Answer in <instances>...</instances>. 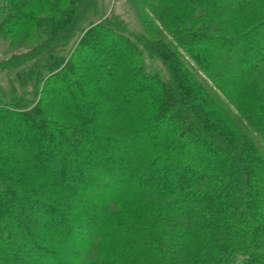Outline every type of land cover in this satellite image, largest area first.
<instances>
[{"label":"trees","instance_id":"obj_1","mask_svg":"<svg viewBox=\"0 0 264 264\" xmlns=\"http://www.w3.org/2000/svg\"><path fill=\"white\" fill-rule=\"evenodd\" d=\"M96 1L0 0V264H264V0Z\"/></svg>","mask_w":264,"mask_h":264},{"label":"rangeland","instance_id":"obj_2","mask_svg":"<svg viewBox=\"0 0 264 264\" xmlns=\"http://www.w3.org/2000/svg\"><path fill=\"white\" fill-rule=\"evenodd\" d=\"M142 2V0H140ZM98 7H97V14L94 15L93 18L95 19H103L107 17H114L121 22H123L124 26L126 27V31L130 33L133 37L136 34H142V36L148 37H160L158 31L164 34V37L172 38L170 35L169 27L164 25V19L161 15L162 12L159 14L158 12H153L152 10L146 9V7L142 6L141 3L137 2V0H97ZM143 3V2H142ZM167 10V9H164ZM165 12V11H164ZM159 14V15H158ZM230 24L239 27L242 24L241 17H224ZM2 17L0 16V23ZM174 27V26H173ZM172 27V29H174ZM171 29V30H172ZM158 30V31H157ZM35 36L30 35L27 37H22L19 40L11 41L9 38H5L2 34H0V63L7 58H9L14 53H21L28 49V46L34 42ZM161 68V65H158ZM259 78V77H256ZM255 78V80H257ZM8 78H5V73L0 72V83L6 85ZM256 82V81H255ZM87 180L86 188L83 187L82 193L83 195H100L101 193H105L108 189L97 183L94 178L89 177ZM70 186H72L70 184ZM29 207V206H28ZM32 207V206H31ZM36 209V208H35ZM72 218L73 226H71L74 230L78 231L77 240L84 238V232L86 231V224L83 225L84 227H78V218L79 216L73 215ZM89 223V222H87ZM58 225H56L57 227ZM58 228V227H57ZM70 254V253H68ZM13 257L17 260H23L26 262H37L38 261V254L34 249L23 250L21 249L16 254H13ZM75 261V258L73 257ZM45 264H53L52 262H48ZM72 264V262H71Z\"/></svg>","mask_w":264,"mask_h":264}]
</instances>
